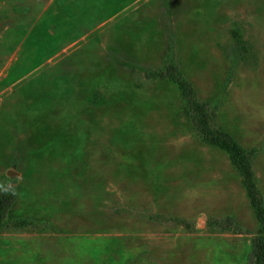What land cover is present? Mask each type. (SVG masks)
<instances>
[{
  "label": "rangeland",
  "instance_id": "1",
  "mask_svg": "<svg viewBox=\"0 0 264 264\" xmlns=\"http://www.w3.org/2000/svg\"><path fill=\"white\" fill-rule=\"evenodd\" d=\"M264 202V0H0V264H247ZM231 217L239 234L215 221Z\"/></svg>",
  "mask_w": 264,
  "mask_h": 264
},
{
  "label": "trees",
  "instance_id": "2",
  "mask_svg": "<svg viewBox=\"0 0 264 264\" xmlns=\"http://www.w3.org/2000/svg\"><path fill=\"white\" fill-rule=\"evenodd\" d=\"M147 79L166 80L177 85L185 102L186 115L192 124L193 131L208 145L218 146L224 150L229 158L230 164L239 170L243 175V185L253 208L257 221L260 224V236L252 238V260L247 264H264V202L263 198L254 182V174L248 154L234 141L233 137L226 131L214 129L210 126L209 120L212 110L209 104L202 103L197 98V93L192 84L184 78L182 72L176 65L165 67L154 74H145ZM13 197L11 194L0 196V227L3 224L8 211L12 205ZM215 225L222 230L240 233L234 220L227 216L215 221Z\"/></svg>",
  "mask_w": 264,
  "mask_h": 264
}]
</instances>
